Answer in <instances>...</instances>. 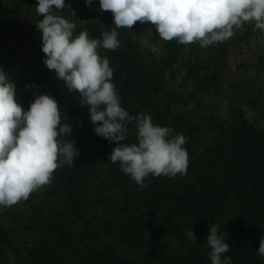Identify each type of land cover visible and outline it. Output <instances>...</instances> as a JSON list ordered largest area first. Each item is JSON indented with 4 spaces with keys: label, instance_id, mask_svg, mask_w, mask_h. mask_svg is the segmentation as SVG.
Wrapping results in <instances>:
<instances>
[{
    "label": "rangeland",
    "instance_id": "obj_1",
    "mask_svg": "<svg viewBox=\"0 0 264 264\" xmlns=\"http://www.w3.org/2000/svg\"><path fill=\"white\" fill-rule=\"evenodd\" d=\"M78 2V0H65L66 5L62 10L53 9L54 14L60 15L76 25L74 36L83 30L87 31L84 26L85 21H76V16H74L77 13V9L72 6L77 5ZM37 3L38 0H21V4L18 5L12 0L8 1V14L10 19L14 21L13 26L17 32V39L7 38L3 40L0 36V68L12 81L17 75H25L28 78H32L30 83L41 86L47 81V77H45L46 80L44 82L43 76L36 75L37 66H33L34 59L28 60L26 56L31 47L38 46L39 38H41V32L35 26L42 19L36 12ZM110 23L114 27L113 20ZM141 27L142 33L136 39L139 50L146 56L151 55L152 51L150 49L152 47H156L161 52L159 55L155 53V59L161 58L165 52L155 27L151 23H148V25L142 23ZM248 28L252 31L251 35L247 37L246 41L240 42V44L234 42L235 45H233L232 49L230 48L226 58L227 67L215 72V78L218 80L216 89L208 86L209 90L204 89L201 93L194 94L184 102L183 100L188 93L195 90L196 77L189 75L186 78L187 82H184L183 78L186 72L183 65L194 62L196 55L200 56L202 61L208 59L222 42L214 43L207 48L200 47L199 43L182 44L177 61L173 66L165 69L163 82L168 94L165 95L163 91L155 94L156 104L158 105L156 109L158 111H153V108L150 109L151 106L147 110L151 114L156 112L155 115H161L166 127L173 129L172 135L182 134L186 138V144L191 142L194 146L203 148L205 142L211 139L212 131L208 125L201 124L200 131L187 133L190 122H187L188 119L186 117L180 121L178 112L185 114V116L189 111L196 115H212L216 121H222L223 124L227 125L236 115L235 108H237L243 111L244 117L249 121H261L263 115H260L259 110L256 108L257 106L254 109L245 100L246 86L241 88L239 85H242V80L244 79L251 83L249 86L254 88V90L250 98L264 109V94L260 95L261 91L257 88L263 86L261 81L264 79V64L259 66V72L256 71L258 70V57L261 55L264 57V31L255 29L254 23H245L239 28H234L232 37L240 35ZM5 43L11 47V51L14 53L13 57L9 55V50L5 47ZM23 59H26V61ZM246 61L254 64L249 65L245 71L241 64H245ZM211 72L213 73V70L210 66L201 67L200 69V74L203 76H209ZM48 74L55 76V72L51 70H49ZM243 77L245 78L242 79ZM51 96L57 101L62 116L68 122L66 112L72 109L75 104L74 100L70 98V95ZM16 99L22 105L23 102L18 97ZM166 104L167 110L165 109ZM120 105L124 108L121 100ZM231 106H233L232 109ZM125 110L127 111V109ZM127 112L130 114L129 111ZM128 128L129 134L125 142L130 144L134 141V143H137L136 131L132 130L131 125H128ZM87 130L88 134H92L87 138L88 143L96 141L98 147L95 151L96 162L92 167L86 165L88 156L83 140V138L85 139L86 130L79 135L74 134L73 136L70 134L65 139L74 141L75 147L79 150V155L74 158V163L78 167L81 181L85 185L88 182V190L85 193L76 192L72 200V191L65 186L63 181L65 176L58 175L55 170L56 174L54 171L50 184L41 187L36 192H33L27 200L20 201L6 211L0 210V220L5 230L6 238L11 240L10 245L3 246L0 264H38L32 248L42 245L39 240L42 232L41 225L48 219L52 221L55 216L59 226L56 223L51 230L46 232L47 236L44 245L47 250L55 253L59 264H110L109 261L101 262L94 255H89V251L94 249L104 253L112 249L114 252L124 256L123 258L135 261L137 264L141 263L147 251L160 252L167 256L174 255V258H176V255H182L180 259L182 264H185L186 260L190 257L192 258L193 253L196 252L206 257V264H211L209 258L211 249L206 243V230L201 226L192 225L191 221H188V214H184L180 223H177L176 231L173 233L164 232L161 238L154 245H151L150 238L155 228L172 213L171 206L168 203L154 209L157 212V217L153 216L154 213L150 214L152 211L147 212L149 215L144 218L146 226L143 235L137 237L136 232L132 234L124 233L123 226L125 223L122 220V212L114 211V208H119V204L124 203L126 197L138 200L141 194L135 188L137 186L134 181L129 178H126L127 181L125 182L123 180H114L109 182V184L107 183L108 177L111 176L108 169L110 168V170L114 171L112 169L113 166L116 168L120 167L118 162L109 165L108 160V156L116 144L97 136L94 133V125L91 122L88 124ZM102 148L104 151H101ZM190 158L191 156L188 154L187 173L183 175L187 177V180L190 179L191 172ZM179 176L181 175L178 174L175 177L160 176L154 177V180L159 182V185L164 189L176 191L179 186ZM188 182H192V180ZM153 195V191L143 188L141 201L150 200ZM210 200L204 201V204L209 206V204L215 203V201L210 202ZM224 203L231 208L232 205H238L239 202L230 203L227 201ZM249 222V224L247 223L246 231L250 236L247 237L246 242L253 240L251 242L253 249L251 252L255 254L257 253L259 241L263 237L261 235L264 232L257 225L255 227L252 220ZM218 223V232L220 234L222 230H228L223 224V219L220 222L218 221ZM190 229L194 233L196 241H192L189 238L186 239V232ZM134 230L137 231V229ZM254 230L261 235L256 238L251 236ZM137 243L141 245H137ZM227 255V253L223 254L224 257H228ZM30 257L33 259L29 263ZM231 261L234 264V259L231 258Z\"/></svg>",
    "mask_w": 264,
    "mask_h": 264
},
{
    "label": "trees",
    "instance_id": "obj_2",
    "mask_svg": "<svg viewBox=\"0 0 264 264\" xmlns=\"http://www.w3.org/2000/svg\"><path fill=\"white\" fill-rule=\"evenodd\" d=\"M8 1L0 0V36L3 40L7 38L17 39V32L13 26L14 21L10 19L8 14ZM12 1L18 5L21 4V0ZM78 1L77 5L72 6L77 9V13L74 16H76V21H85L84 26L92 38H102V32L112 30L113 27L110 23L113 20L112 13L97 11L99 0H93L92 5L87 7L85 6V0ZM141 24L137 22L132 29H116L117 38L120 41V47L117 50L111 51L101 48L98 51L102 57H106L109 60V65L113 69L111 82L116 87L124 109H127L132 116L140 113L150 115L154 124L166 127L161 115H155L156 112L151 114L147 109L151 106L150 109L153 108V111H158L156 109L158 105L156 104L155 94L160 91H163L165 95L168 94L164 88V71L177 61L182 44L176 40L164 41L160 38L165 52L162 57L155 59L156 55L153 52H151V55L145 56L139 50L136 40L138 35L142 33ZM143 24L148 25L147 22ZM251 33L252 31L248 28L240 35L222 42L208 59L202 61L201 57L196 55V59L193 60L195 63L189 62L183 65L186 72L183 78L184 82H187L186 78L189 75L196 77L195 90L188 93L183 100L184 102L194 94L201 93L204 89L209 90L208 86L216 89L218 80L215 78V72L227 67L226 58L228 51L233 48L234 42L240 44V42L246 41ZM5 47L9 50V55L13 57L14 53H12L11 47L7 43H5ZM41 47V38H39L38 46L31 47L26 56L28 60L34 59L33 66H37L36 75L43 76L44 82L46 80L45 77H47V81L41 86H36L30 83L32 78H28L25 75H17L13 80L18 94L16 98L18 97L23 102L22 106L26 111L36 95H70V98L75 102L72 109L66 112L68 122L72 127L71 134L73 136L74 134L79 135L86 130L85 139L83 138L88 156L86 165L92 167L96 162L95 151L98 147L96 141L90 143L87 141L88 136L92 135L88 134L87 130L88 124L91 122L88 106L80 107L81 97L79 93L75 91L69 92L62 80H57L55 76L48 74L49 70L43 64L45 57ZM23 60L26 61V59ZM257 62L258 70L256 71L259 72V66L264 64V57L262 55L258 57ZM253 64L250 61H246L245 64H241V67L245 68L246 71L247 67ZM208 66L213 70V73L211 72L209 76L200 74L201 67ZM242 81V85L239 86L241 88L246 86V90L244 88L245 100L254 109L257 106L256 108L259 110L260 115H263L261 121H249L244 117L243 111L237 108H235L236 115L227 125L223 124L222 121H216L212 115H196L189 111L185 116V114L178 112L180 121L186 117L188 119L187 122H190L187 133L200 131L201 124L208 125L212 131L211 139L205 142L203 148L194 146L191 142L186 144L184 148L191 156L189 180H192V182H188L189 180L185 176H179V186L176 191L164 189L159 185V182L154 180L153 176H149L145 178L146 187L144 188L153 191L154 195L150 200L141 201L143 188L134 182L137 187L141 188L135 187L141 194L140 198L132 200L126 197L124 203L119 204V208H114V211L122 212L125 234L136 232L137 237L143 235L146 226L144 218L149 215L147 212L152 211L150 214L154 213L153 216L157 217V212L154 209L168 203L171 206L172 213L155 228L150 238L151 245H154L164 232L173 233L176 231L177 223H180L184 214H188V221H191L192 225L201 226L206 230V237L209 235V227L213 225L219 226L218 221L220 222L223 219L224 226L228 228V230H222L228 233L225 236V242L229 245L227 256L234 259V264H264V258H261L258 253L252 254L251 252L253 250L251 247L253 240H249V243L246 242L247 237L250 236L246 231L247 223L249 224L250 220L253 221L255 227L257 225L264 232V109L250 98L254 90V88L249 86L251 83L245 79ZM261 84L263 85L261 88L257 87L261 91L260 95L264 94V79ZM26 85L31 87H26ZM167 108L166 104L165 109L167 110ZM232 108L233 106H231ZM131 128L136 131L134 125H131ZM133 143L134 141L130 144ZM101 151H104L103 148ZM112 164L114 163L109 161V165ZM112 169L114 171L110 170V168L108 169L111 175L108 177V184L114 180H123L125 182L127 181L126 178L130 179L129 176L123 175L124 173L120 170V167L116 168L113 166ZM56 171L58 175L65 176L63 181L65 186L72 191V200L76 192L85 193L88 190V182L85 185L81 181L78 167L75 163L74 167L64 165L56 169ZM149 181L151 182L149 183ZM206 200L215 201V203H211L208 206L204 204ZM227 201L239 203L238 205L230 204L232 206L229 208L224 203ZM56 223L59 226L55 216L52 221L48 219L41 225L42 232L39 240L42 245L32 248L38 264H59L55 253L47 250L44 245L47 236L46 232L51 230ZM134 229H137V231ZM222 231L221 234H223ZM254 231L251 236L256 238L261 235L259 232ZM261 236L264 237V234ZM10 243L11 240L6 238L5 230L0 220V255L3 252V246L10 245ZM137 245L141 244L137 243ZM89 255H94L101 262L109 261L110 264H137L135 261L123 258L124 256L114 252L112 249L106 253L98 249L90 250ZM181 257L182 255H176V258H174V255L167 256L160 252L147 251L140 264H182L180 262ZM32 259L30 257L29 263ZM206 261V257L195 252L192 258L190 257L186 260L185 264H206Z\"/></svg>",
    "mask_w": 264,
    "mask_h": 264
},
{
    "label": "clouds",
    "instance_id": "obj_3",
    "mask_svg": "<svg viewBox=\"0 0 264 264\" xmlns=\"http://www.w3.org/2000/svg\"><path fill=\"white\" fill-rule=\"evenodd\" d=\"M93 0H85L91 6ZM65 0H38L36 12L42 17L35 26L41 32L43 64L55 72L69 92H78L80 107L88 106L94 133L116 146L108 160L119 163L120 170L139 187L145 178L185 175L188 153L186 138L172 135L171 127L152 122L150 115H130L120 105L109 60L99 49L115 51L120 47L116 29H132L137 23H151L164 41L180 44L199 43L207 48L224 42L234 34V28L254 23L264 31V0H99L97 11L113 16L111 31L92 38L83 30L74 36L76 25L53 9L62 10ZM74 14V13H73ZM157 55L161 50L150 49ZM26 87H31L26 85ZM16 86L0 68V210L6 211L33 192L51 183L53 173L61 166L74 167L79 155L75 142L65 139L72 132L62 116L60 106L50 95H36L25 111L17 102ZM128 125H134L137 143H126ZM151 181H149L150 183ZM219 226L209 227L206 243L210 247L211 264H232L225 242L227 232ZM196 241L194 233L186 232ZM264 258V237L256 250ZM223 257V258H222Z\"/></svg>",
    "mask_w": 264,
    "mask_h": 264
}]
</instances>
